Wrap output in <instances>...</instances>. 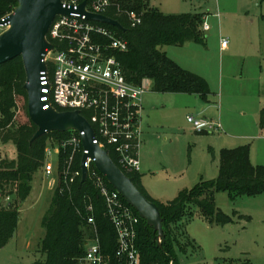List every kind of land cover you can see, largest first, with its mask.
Returning a JSON list of instances; mask_svg holds the SVG:
<instances>
[{"label":"rangeland","instance_id":"obj_1","mask_svg":"<svg viewBox=\"0 0 264 264\" xmlns=\"http://www.w3.org/2000/svg\"><path fill=\"white\" fill-rule=\"evenodd\" d=\"M146 1L165 15L204 14L209 25L207 32L202 29L205 45L186 43L162 50L180 67L207 81L210 103L200 98L183 103L184 98H179L183 96L153 92L150 81L143 85L139 160L148 167L141 177L152 200L167 203L202 180L217 179L224 149L249 146L252 165L264 166V128L259 125L264 109V0ZM223 40L228 41L224 50ZM16 103V122L28 123L25 100L17 98ZM189 117L212 127L198 133ZM57 142L53 137L48 140V144ZM0 157L16 160V146L0 142ZM67 159L59 169L53 153L46 161L52 164L53 175L47 177L44 167L34 177L28 198L18 204V229L0 251V264H34L45 259L41 253L44 221L52 211ZM11 202L14 207L15 199ZM215 204L231 222L209 224L191 207L175 228L178 264H264V194L234 201L229 194L218 193ZM158 243L162 244L159 239Z\"/></svg>","mask_w":264,"mask_h":264},{"label":"trees","instance_id":"obj_2","mask_svg":"<svg viewBox=\"0 0 264 264\" xmlns=\"http://www.w3.org/2000/svg\"><path fill=\"white\" fill-rule=\"evenodd\" d=\"M113 6L105 15L117 21L123 28L119 35L128 44L124 53H116L127 81L141 86L150 81L155 93L197 95L209 102L212 95L207 81L193 74L174 61L162 50L164 46H183L186 43L205 45L202 31L204 14L165 15L158 8H152L146 0H111ZM17 8V0H0V20ZM143 14V22L131 28L126 12ZM117 30V29H116ZM26 71L22 58L0 66V142H12L18 152L16 160L0 157V194L15 199L7 207L0 208V251L13 239L18 229L19 206L31 192L34 177L45 166L46 148L50 137L57 141L68 139L70 132L50 133L35 141L37 127L29 118L28 123L16 122L17 98L24 99L28 114V95L25 91ZM260 127L264 128V109L261 111ZM70 151L61 152L59 169ZM111 159L116 162L111 154ZM81 153H75L72 171L81 167ZM117 163V162H116ZM96 171L101 177L103 175ZM151 202L155 203L163 219L164 239L158 243V233L140 218L137 246L141 264H178L175 249L180 245L175 238V228L194 207L209 224L228 225L231 218L220 211L215 204V195L227 193L232 200L239 197H256L264 194V166H253L249 146L233 150L224 149L220 154L219 176L215 180L201 181L195 188L181 191L170 202L152 200L142 186L139 173L122 171ZM111 190L114 188L103 177ZM92 206L93 213L88 212ZM135 211V210H134ZM105 202L94 179L89 175L85 183H59L51 213L45 218L46 236L41 244L45 259L34 264H80L85 256L87 243L93 236L87 223L89 216L95 218L104 252L113 255L117 248V236L113 225L105 215ZM139 216V214L135 211ZM225 264H250L248 261Z\"/></svg>","mask_w":264,"mask_h":264},{"label":"built area","instance_id":"obj_3","mask_svg":"<svg viewBox=\"0 0 264 264\" xmlns=\"http://www.w3.org/2000/svg\"><path fill=\"white\" fill-rule=\"evenodd\" d=\"M84 2L87 3V13L105 17V13L113 6L111 0H62L63 6L74 12L69 16L57 17L47 36L53 50L48 52L44 60L46 70L40 79L41 102L45 104L44 110L78 112L93 128L95 144L108 151L110 156L112 154L117 162L114 163L122 171L140 173L141 111L146 81L141 86L127 81L116 58V53L128 50L127 42L119 35L120 29L91 21L79 13ZM125 14L131 28L142 25L143 14L137 11H127ZM8 28L6 24L0 25V35ZM202 29L207 32L209 25L205 22ZM227 46L228 41L223 40L222 49ZM188 121L198 133L212 127L208 122L192 117ZM69 132L68 139L58 141L55 145L47 144L46 161L48 156L55 153L59 162L61 152L71 150L62 175L65 183L74 184L82 179V159L87 152L82 143L83 134ZM75 153L82 154L81 167L72 171ZM44 167L45 175L52 176V164L45 162ZM93 167L94 162L89 159L86 163L88 176L94 179L104 199L105 215L115 230L117 248L113 255L104 252L95 218L89 216L87 223L93 236L86 245V253L80 264H141L137 246L141 217L116 189L109 188ZM11 201V197L4 198L0 194V208L7 207ZM87 210L93 213L92 206Z\"/></svg>","mask_w":264,"mask_h":264},{"label":"water","instance_id":"obj_4","mask_svg":"<svg viewBox=\"0 0 264 264\" xmlns=\"http://www.w3.org/2000/svg\"><path fill=\"white\" fill-rule=\"evenodd\" d=\"M86 2L78 12L86 15L91 21L116 27L123 30L115 20L105 16L87 13ZM74 12L63 6L62 0H17V8L0 25H8V29L0 35V66L17 58H22L27 82L25 91L28 95V114L37 127L33 141L50 133H82V143L87 152L82 159V182L88 177L86 163L90 159L96 169L109 184L116 189L127 203L134 208L147 225L158 233L160 242L164 239L163 219L157 205L149 201L134 185L122 170L111 159L108 151L95 144V135L89 122L78 112H56L44 110L41 102V74L46 70L45 58L53 46L48 43L49 31L59 16H69Z\"/></svg>","mask_w":264,"mask_h":264},{"label":"crops","instance_id":"obj_5","mask_svg":"<svg viewBox=\"0 0 264 264\" xmlns=\"http://www.w3.org/2000/svg\"><path fill=\"white\" fill-rule=\"evenodd\" d=\"M154 8H157V7H155V6H153ZM222 50H224V49H222ZM165 52V51H164ZM177 96H183V97H179V98H184V99H181V101L183 102V103H187L188 102V100L189 99H187V98H191V102H195L196 103V100L197 99H193V98H200V100L201 101H204V100H202V98L201 97H199V96H197V95H184V94H176ZM205 102V101H204ZM206 103H210V101L209 102H206ZM260 125V124H259ZM141 128H142V126H141ZM142 136H143V134H142ZM145 163H140V167H141V169H140V175L142 176V175H145V174H143V173H145L146 171H147V167H148V165H144ZM220 165V164H219ZM260 166V165H259ZM261 166H263V165H261ZM144 169V170H143ZM144 171V172H143ZM143 177V176H142ZM141 182H142V186L144 187V189L146 190V192H147V194L151 197V195L149 194V192H148V190L146 189V187L144 186V184H143V180H141ZM156 198H154V200H155Z\"/></svg>","mask_w":264,"mask_h":264}]
</instances>
